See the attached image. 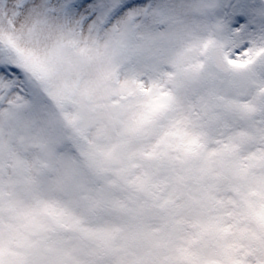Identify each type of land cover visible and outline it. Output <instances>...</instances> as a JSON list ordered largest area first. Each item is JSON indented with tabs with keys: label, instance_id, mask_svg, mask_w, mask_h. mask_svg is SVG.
<instances>
[{
	"label": "snow or ice",
	"instance_id": "6c2138e0",
	"mask_svg": "<svg viewBox=\"0 0 264 264\" xmlns=\"http://www.w3.org/2000/svg\"><path fill=\"white\" fill-rule=\"evenodd\" d=\"M0 264H264V0H0Z\"/></svg>",
	"mask_w": 264,
	"mask_h": 264
}]
</instances>
